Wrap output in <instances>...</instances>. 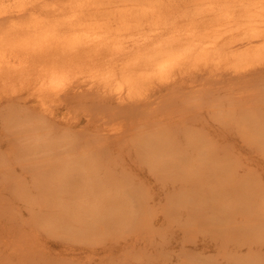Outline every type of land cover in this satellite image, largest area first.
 Instances as JSON below:
<instances>
[{
	"label": "bare ground",
	"instance_id": "bare-ground-1",
	"mask_svg": "<svg viewBox=\"0 0 264 264\" xmlns=\"http://www.w3.org/2000/svg\"><path fill=\"white\" fill-rule=\"evenodd\" d=\"M218 76L220 78L224 77V79L226 76L227 77L229 76V78L233 77V79L234 77H237V76H242V77L244 76V78H246L247 76H251V78L250 77L249 78H250V81L252 80L253 87H254L252 89L253 91L251 92L256 95L252 94L253 95L252 97V95L250 94L251 97H249L248 99L246 98L247 99L246 101H249V102H244L243 101L244 99L243 98L241 99L242 103H244L246 107L248 106V108H246L245 106H242L246 108V110H243L244 108L242 110L245 112L251 111L253 112L255 116L257 115V117L255 118H257L258 120L261 119L264 121V109L261 107V103L263 104L264 102L260 101L261 103H259V101L256 100L257 92L262 98V100L264 99V0H0V105L2 104L1 102H3V100L11 101L12 99L14 100V101L13 100L11 101L13 102L12 104L17 103L20 105L19 107L15 105H11L10 104L11 102H10L9 104L11 106L8 107L5 112L4 111L2 112V110L0 112V119H2V122L4 123V126H3L4 129L1 132L3 133L6 131L11 134H15L16 138H18L17 139L18 143L16 144H13L11 142L9 143L7 147V152H4L3 154V152L0 150V173H1L0 174L1 175L0 176V187L5 188L6 190L8 189L12 190L13 200L10 201V202H13L12 204H18V202L20 201H27V202L36 201V202H42L44 208L48 207L49 210L45 211L44 213L45 215L42 216V220L45 221L44 224L46 225L44 226V224L41 223L42 226L40 225V227L42 229L47 227L49 230H51L50 227L54 225V223H57V222L59 223L60 218L62 216L71 212L70 206H68V204L63 205V202L61 203L62 200L66 199L65 197H63L65 195H62L64 192L67 193L68 196L67 195L66 196L68 197L67 198L68 200L69 198L75 197V199H73L75 201L73 202H75V204L76 203L78 204V202H76L77 200L76 196H71L72 193L70 194L69 192L70 186L73 188L76 185V183L75 185H72V181H75V179L72 178L71 180L72 174L76 172L74 169L87 165L91 167L93 171H99V170L101 171L100 167L103 166L106 169V165L112 167L114 162L115 163L119 162L118 161L119 155L117 156L118 159L113 157V159H111L112 161L111 160H110L111 162L109 161V159L104 154L105 152H107L106 145L108 143L104 145L105 142L103 143L100 137L98 136L90 135L86 132H83L77 135L70 134L69 135L70 137L67 140L66 136L64 135L65 134L67 135L68 132L70 133L68 128L60 132L63 135L62 137H64L62 139L64 140L66 139L65 147L67 146L68 147L67 148L62 147L63 148L62 150H57V151L54 148L56 152H54L55 154H53V151L51 150L52 149L51 145L49 146V144L54 143L55 140L56 141L58 140L57 142H62L60 141L62 139L56 138L54 139V141L51 139L52 136L54 135L56 137L58 136L56 132L58 131L59 128L56 129L55 125L47 121V119L58 117L55 114V111L59 105H63L64 108H67V106L64 105V103L67 100H68L67 101L68 104L70 105L75 104L76 106L79 105V103L86 104L87 101H89L90 103L95 101V103H97L98 105H101L100 107L106 108L107 106H110V105H114L115 107L117 105V107H122L126 109L125 114L127 117L126 116L125 117L127 118L128 121L130 120V122L129 124L127 123L126 125H125V122L127 121L121 122V125L122 123H124L122 127L123 129H124V126L127 127V128L125 127L126 129L121 130V132L119 131L120 129V126L118 125L119 123H115L118 125V127L115 126L116 127L115 129H117V132L114 133V135L117 136L118 134V137H121L120 135H122V132H123L125 136L126 135L128 136L127 132L130 133L131 131L133 136H135L134 137L135 139L138 137L136 141L134 140V142H133L132 137H130V135L124 138L125 140L128 138L129 139L131 138L132 143L131 142H128V143L126 142V143L127 144L131 143L133 147L135 146L134 149L138 151L135 154L136 156L138 155V158L142 160V162L141 160L139 162L147 165L151 171L155 172L153 170V167H156V166L155 164L154 166H152L153 163L151 162L152 161L151 159L155 161L156 158L154 159L152 157H154L153 155L155 152H156L155 155H157V152L159 151V149L158 151L156 150L155 152L153 149V151H151L153 152V155L151 157V155H149L150 153L149 150H152L151 148L155 147V145L153 147H151V145L155 144L154 141L156 140L159 141L161 145L163 141H166L165 143L167 144L168 140H166L165 137L167 138L172 137L173 139L174 135L176 136L179 134V127H176V130H174V133L171 131L173 129V128L171 129L172 125L177 126L178 121L176 122L171 121L170 114L175 112V111H172L173 106L177 107V109H179V106L181 107L182 105L183 106L181 108H183L185 105L187 107V104L185 103H184L185 105L181 103H177L180 101L174 102L175 100H178L179 98H181L182 100L184 98L182 96L178 98L177 94H179L180 92L181 94H179V96L182 95L181 91L184 92V89L186 90L188 88L187 87L188 82L191 83L190 85L194 84L195 86L198 82H200V80L201 82H204L206 79V81L209 82L210 81L209 79L213 81L215 78L217 79ZM232 82L234 81L232 80ZM259 82H261V84ZM202 84L203 83L199 85L198 83L199 87H204L208 85V84H205V85L203 84L202 86ZM235 84L236 82L232 83L231 85H235ZM194 86L193 88L195 91L196 90L195 87H197V85L195 87ZM216 86H212V87L214 88ZM239 86L241 87L242 83H239ZM246 86L247 84H245L244 87ZM208 88L209 87H207L206 89L209 90L210 88L209 89ZM226 88L229 89L227 85H226ZM206 89L204 88L203 90L205 91ZM247 89L248 88H246L245 90ZM237 90L235 93L238 92ZM190 91L192 92V89H189L187 93L189 94ZM196 91H195V93H197L196 96L197 98H199L200 93ZM226 91L225 92L223 91V92L226 93ZM165 92L166 93L168 92V93L166 94ZM163 93H165L166 95H163ZM240 93L241 91L238 92L239 96L243 97L241 96L243 94L242 93L240 94ZM193 94L191 93V95ZM206 94L208 95V97L211 96L208 92H206ZM204 95L205 94H200L201 96L200 98H208L206 97L207 95L205 96ZM196 96H193L192 99L195 100ZM217 96L219 95L216 94V97L214 95V98L216 99ZM221 97L228 98V100L227 99L225 100V101H229V103L227 102L228 105L230 104L231 101H233V99L236 100V102L238 99V98H235L236 96L233 97L232 94L231 95L226 94V96L223 95ZM221 97L220 98L218 97L217 99H221ZM17 98L24 100V103L20 104V102H17L18 101ZM160 98H161V100H159L160 105L159 104L157 105L155 102L157 101V99H160ZM185 98L187 102L188 98L186 96ZM185 100H183V102H185ZM241 100L239 101L241 102ZM239 101L238 103L241 104ZM220 102H222V100L219 101V105L221 104ZM172 103L176 105H173ZM234 103H231V105ZM153 104H156L154 108L152 106ZM177 104H179V106ZM239 104L237 106L235 104L234 106H236L238 108L237 111L240 110L239 112H241V114L243 115L245 112H243L240 109L242 108L241 107L242 104L241 105ZM70 105H68V107ZM221 105L224 106V104H221ZM231 105L230 107L236 110V108L235 107L233 108L232 107L233 105L232 106ZM158 106H160L161 108L163 107L164 110L167 109L168 106L170 108L172 107V109L168 108V110L164 112V110H161V108H159ZM186 107L184 108L186 109ZM1 108L2 107H0V109ZM100 109L101 108H99V110ZM185 109L180 110L182 111L181 113L182 116L186 114L184 113ZM111 110H112V107H111ZM170 110L172 112H170ZM255 110L257 112H255ZM78 111H79V106H78V110L76 111V113ZM112 111H115V110L113 109ZM213 112H214V109H213ZM70 114L71 113H69V115ZM177 115L179 117V114ZM245 115L248 116V113H245L244 116ZM254 115H250V116L254 117ZM19 116H23V118L25 119V122L24 123L22 122L23 123L22 125L18 126L20 123L17 124L18 128L21 129L22 136L20 135L21 132L19 133L14 128L15 123L14 125L12 124L17 118H21ZM69 117L70 118L66 116L68 123L72 120V118H75L73 116H69ZM252 117L250 119H252ZM185 118L186 117L184 116V119L182 120H185ZM246 118L247 117H245V119ZM115 121L117 122V120ZM261 125H264V124H261ZM149 126H151V130H154V129L156 130H154V132L151 131L153 133H150L151 135L147 134L146 136V134L144 135V132L145 133L149 132L147 130ZM109 128L111 127L109 126ZM115 129H113V131ZM181 131L183 132V129ZM154 133H156L155 136H153ZM183 133H185V131ZM106 135H108V133ZM114 135L113 137L117 138L118 140L119 138ZM260 136L262 135L260 134ZM180 137L179 139L182 138ZM188 137H190V135ZM8 138H9V135H8ZM177 139H178V136H177ZM179 139L177 142H179ZM175 140H176V137H175ZM80 141L84 144L83 145L84 147L88 148L89 146H91V148H88V149L85 148V150L82 147H80V149H83L81 150L83 151V154L87 153L88 155L95 156V157H92L93 158L92 161L91 160L85 161L84 156H86L87 154L86 155L81 154L84 157L83 158L84 160H80V158L79 160H75L74 157L77 156L76 150L79 149V148L77 149V147L79 146ZM117 142H114V145L118 144V146H121L123 144L122 143L120 145L121 141L119 143ZM180 143L184 145L183 142H180ZM190 143L192 144V142ZM148 146H150L151 148L149 149ZM59 147H61V145ZM121 147H124V146H121ZM181 147L182 148L180 149L184 150L183 149L184 147L183 146ZM208 149H212L209 151L214 150L213 148H208ZM66 150L69 153L71 151L73 154L69 157V159L66 158L67 160L64 159L63 158L64 156L62 155V158L66 160V162H64L63 159H62L63 161H60L59 160L60 159L59 157H61L60 153H64V151L66 152ZM59 151H63V152L57 153ZM195 151L197 152V150ZM209 151L207 153H209ZM163 152H165V150H163ZM205 152L204 153L200 152V153L205 155ZM175 153L178 154L177 152ZM187 153L186 155H188ZM160 154L163 155V153H160ZM31 155L35 157V158L31 157L33 158L32 160H30V157H29ZM36 155L43 157V159L38 160V158H36ZM53 155H55L56 158L55 156L53 157ZM81 155L80 157H82ZM101 155L103 156L105 155L104 162L101 160L103 159V156L102 158H100ZM181 155H184V154H181ZM181 155L179 154V156L177 157H181ZM159 157L157 158L159 159ZM172 157H176V156L173 155ZM201 157L202 158H199V159L197 157V159L201 161L200 159H203V156ZM106 158L108 159V161ZM162 158L165 159V157L163 156ZM204 159L206 158L204 157ZM100 161H102L103 163L102 166H100V163H101ZM172 161H171L172 163L171 165L175 163ZM106 162L107 163L109 162V164L111 163L112 165H109ZM157 162L160 163V161H157ZM180 162H182V160ZM19 163L22 164L20 165L22 166L23 173L33 172L32 175L34 176V181L36 182L37 187L39 188L43 186L47 187L45 191H43L40 188L41 194L39 193L38 195L40 196H38V198L35 200L33 197H31L29 188L25 185L26 183L23 182V180L18 179V177H15V175L13 174L14 172H17L16 170L18 169L14 171V168H16V165H19ZM176 167L178 169V166ZM104 168L102 170H104ZM208 168H212V167L209 166ZM83 169L84 170L82 171L86 172V174L88 175L87 171H85V168ZM205 169L204 170L202 169L200 171L203 173V175L202 173L198 172L197 175H199V177L195 173L193 176L196 175L197 180L199 181V179L202 178V176H204V173L206 172ZM104 171L106 172V170ZM210 171L209 170L207 171V176H210L209 174ZM89 172L91 171L89 170ZM156 173H160V172L156 171ZM168 173L170 174L169 171ZM86 174L83 176L84 178L85 176H87ZM106 174L110 175V173H106ZM217 174H218V171H217ZM217 174L215 173L213 175H217ZM221 174H224L223 171L221 172ZM78 175H81V174H78ZM92 175L93 174H91V176ZM96 175L99 176L98 174ZM91 176L89 177L91 178ZM97 176L96 177L94 176V178H91L93 179L92 182L96 180L95 178H98V184H100V180H101L99 179L100 176L99 177ZM227 176L230 179H232V177L230 176H233V175L228 174ZM79 177L81 176H78V178ZM89 177H86L85 179L88 182L90 181ZM108 177L104 180L102 179L103 180L102 182L107 185H109L110 183L109 181L110 179ZM233 178H235V176H233ZM70 180H71V183H70ZM204 181L206 182L207 180H204ZM223 181H224V184H226L225 182L226 178L225 180L222 179L221 182ZM234 181H236V179ZM81 182L80 184H82ZM96 182L97 181H95V183ZM195 182L198 184L197 181ZM195 182H192V183H195ZM230 183H231V180L230 182H228V184ZM83 184L85 187L87 186L85 185L86 184L85 182H83ZM98 184L96 183V187ZM191 185L193 186V184ZM101 186L103 187V185ZM231 186L232 187L228 188L229 189L228 191H230L231 188L232 190H234L233 189L234 186L233 185ZM193 187H195V185ZM210 187L212 188V186ZM244 187H247V186H244ZM227 188H225V190H223L224 188H222L220 189L221 191L219 189L218 190L221 193L225 191V196H226ZM112 190L114 189L112 188ZM218 190H213V193L210 191L211 195L214 194L217 197L216 191ZM129 192L131 191L129 190ZM242 193L244 192L242 191L241 194ZM234 194L236 196V193ZM246 194L247 193H245L244 195L246 196ZM199 195H203V194H199ZM209 195L210 194H208V196ZM211 195H210V198H207V199H211ZM214 195L212 197H215ZM221 195H223V193ZM227 195H230L229 192L227 193ZM35 196H37V194H35ZM205 197L206 196L204 197L202 196V198H204V201L206 202L207 199ZM229 197L231 198L233 197V199L236 200L234 196L232 195ZM231 198L229 200L232 202ZM250 198L253 199L254 197H250ZM0 199H2L1 196H0ZM183 199H185V197ZM183 199L181 198V200ZM68 200H66V202ZM190 200L192 199L189 198V202ZM197 200L201 202L200 199H197ZM211 200L209 201L211 202ZM225 200L227 201V199ZM70 201L72 202V199H70ZM185 201L186 200H184L183 203ZM213 201L215 202V204H217L215 200ZM210 202L207 203V205L208 204L210 205L211 204ZM219 202L221 204V201ZM249 202H250L249 204L251 205V201ZM244 203H246V201L242 202V204ZM30 204H34V203H30ZM246 204H244L245 206H243L244 207L243 210H245L247 213L248 209L245 208ZM9 205L10 203L8 204L5 202L3 206H5V208L6 207L8 208ZM252 205H254V203H252ZM15 206H19V205H15ZM217 206H220V205H217ZM1 207L2 206L0 204V208ZM202 207L200 206L198 209H201ZM221 207L223 208V205H221ZM229 207L232 208V206H229ZM2 208H3L2 210L3 215L0 214V216L1 217L4 216L5 218L6 217L10 218L11 217V215L9 214L10 211H8L9 213H7V211H4V207ZM15 208L18 209V207H15ZM114 208L116 210L115 206ZM127 208H126V211H127ZM224 209L220 211H223ZM262 209L264 210V208ZM95 210L97 211V209ZM138 211L140 210L138 209ZM138 211L136 212L135 215L127 214V215H130L129 218H127L128 219L127 223L126 222L124 223L123 222L124 220L121 221L122 218H120V221L123 223L122 226L127 225V227L128 226L132 227L133 224L137 226V225H142V223H143V226L145 224L149 225L150 223L148 222V220L150 216H147L146 215L147 213H144L145 214L144 216L147 217L146 218L142 216L143 212L141 213ZM216 211L218 210L216 209ZM225 211H228V209L227 210L225 209ZM81 212L84 213L83 211ZM228 212L229 213L226 212L223 217H225V215L227 214V216H230L227 218H232L234 216V213L237 212V210L236 208H234V210H231V212L230 211ZM5 214H9V215H5ZM112 214H113V211H112ZM261 214H264V213H261ZM105 215L103 216L105 217V220H106L107 215L106 216ZM194 215L196 216V214ZM14 216H16V214H14ZM78 217H81V215ZM113 217H114V214H113ZM246 217H248V215H246ZM246 217L244 218L241 216L242 219H245L247 222H249L248 221L249 219ZM101 218H102V215H101ZM258 218H262V215L261 217H258ZM11 219L12 218H10V220ZM220 220H221L220 222H222L223 225L227 221L226 218L221 219V217H220ZM241 221L243 222L244 220H241ZM114 222L112 225H114ZM136 222L138 223L136 224ZM253 222L257 223L258 221L253 220ZM97 223H100L99 220L97 221ZM262 223H264V221ZM59 224H61V222ZM234 225L233 227L232 226L231 227L236 228V226L234 227ZM62 226L63 225H61V227ZM100 226L101 225H99V227ZM227 226L228 225L226 223L225 227ZM229 226H228V229L230 228ZM262 226H264V224H262ZM245 227L247 228L246 225H244V228ZM251 227L254 228L253 225ZM261 227H259L258 230H260ZM67 229L68 228H66V231ZM231 231H233V229ZM52 233H54L53 230H52ZM245 233L247 234V232ZM253 233L254 231L252 232V234L251 233L250 234L256 235ZM69 234H70L69 236H71L70 231H69ZM245 238H246V235H245ZM263 238L264 237L259 238V239L261 240ZM252 239L253 238H251V240ZM241 263H243V261H241ZM260 264H261V261H260Z\"/></svg>",
	"mask_w": 264,
	"mask_h": 264
},
{
	"label": "rangeland",
	"instance_id": "rangeland-1",
	"mask_svg": "<svg viewBox=\"0 0 264 264\" xmlns=\"http://www.w3.org/2000/svg\"><path fill=\"white\" fill-rule=\"evenodd\" d=\"M226 77L224 79V77L220 78L218 76L217 79L216 78L214 80L212 79L214 82L211 81V79H209L211 81V83H210V81L209 82L206 81V79H205V81L203 80L204 82H201V80H200V82H198L199 85L201 83H203L204 85L208 84L204 87H199L197 82H196L197 84L195 83L197 85V87H195L196 85L194 86V84L190 85L191 83L188 82L187 83L188 88L186 90L184 89V92L181 91L182 95L179 96V94H181L180 92H179V94H177L178 98L181 96L184 97L183 100L186 99L185 98V96H186L188 98L187 99L188 101L186 102V100H185V102H183V100L181 98L174 101V102L180 101L177 103L187 104V107L184 104L185 105L184 107H186V109L184 107L181 108L183 105L180 107L179 104H177L179 106V109H177V107L173 106V105H176L174 103H172L173 105L171 104L173 106V109H172V107L170 108L168 106L169 109H172V111H175L174 113L170 114L171 121H174V122L178 121L177 126L172 125L171 129L172 128L173 129L171 131L174 133V130H176V127H179V134L176 136L174 135L173 139H172V137H169L172 140L165 137L166 140H168L167 144L165 143L166 141H163V142L161 141L162 142V145H161V143L156 140V141H154L155 144L151 145V147H153L154 145H155V147L151 148L150 146H148L149 149L150 148L152 149V150H149V152L151 153V154L149 153V155H151V157L153 155V152H151V151H153V149H154V152H155L156 150L158 151V149H159V151L157 152V155H155L156 154V152H155L153 155L154 157H152L154 159L156 158L155 161L153 159H151L152 160L151 162L153 163L152 166H154V164L156 166V167H153V170L155 172L151 171L147 165L141 163L142 160L140 158H138V155L136 156L135 153L138 151L134 149L135 146L133 147L131 145V143H132L131 138L126 139L127 141L124 138V137H128L130 135V137H132L133 142H134V140L136 141V139L138 137L135 139L134 138L135 136H133L131 131H130V133L127 132L128 136L127 135L125 136V134L122 132V135L124 134L123 137L119 133V135L124 139H122L121 137H118V134H117V136L114 135V133L117 132V129H115L116 128L115 126L118 127V125H119L120 126L119 131L121 132V130H124L127 128L126 126H124V129H123L122 127H123L124 123H122V125H121V122L127 121V122H125V125L127 123L129 124V122H130V120L128 121L126 118L127 117L125 114L126 109H124L122 107H117V105L115 107H114V105L107 106L106 108L100 107L101 105H98L97 103H95V101H93L92 103L87 101L86 104L79 103V105L76 106L75 104H72V105L68 104V102H67L68 100H67L65 103L70 105L71 107L70 106L68 107V105H66L65 103H64V105L67 106V108H64L63 105H59L55 111V114L58 117H53L54 119L53 118L47 119V121H49L50 123H53L55 125L56 129L59 128L58 131L56 132L58 136L56 137L54 135L55 138H54V136H52V138H51L53 141L56 138L57 139L64 138V137H62L63 135L60 132L66 130L67 128L70 131V133L68 132L67 135L66 134L64 135V136H66L67 140L70 137L69 136L70 134L77 135V134H81L83 132H86L90 135L100 137L101 141L103 143L105 142L104 145L108 143L106 145L107 146L106 147L107 152H105L104 154L109 159V161L111 159H113V157L117 158V159L119 157V160H118L119 162H117V163L114 162L112 167L106 165V169H105L102 166L103 165L102 161L103 162L105 161L104 160L105 155L104 156L101 155L100 158H102V156H103V159H101L102 161H100L102 164L100 162L99 163H100V166H102V167H100L102 172L100 170H99L100 172L99 171H93L92 168L87 166V165L74 169L76 172H74L72 174L71 180H72V178L75 179V181H72V185H75V183H76V185L73 188L70 186L69 192H70V194L71 193L73 194V195L71 194V196H76V199H77L76 202H78V204L77 203L75 204V202H73V201H75V200H73V199H75V197L69 198V200H68L67 199L68 195H67V193L64 192L62 195H65L63 197H65L66 199H64L65 201L61 199L62 200L61 203L63 202V205L68 204V206H70L71 212L67 213L66 215H64L60 218L61 224H59L60 222L54 223V225H52L50 227L51 230H49L47 227L44 228V226L46 224H44L45 221L42 220V216L45 215L44 214L45 211L49 210L48 207H46L47 208L46 209V208H44L42 202H36V201H34V202L20 201V202H18V204H12L13 202H10L13 200L12 190H10V189L6 190L5 188L0 187V196L2 198V199H0V204L2 207H4V211H7V213H9L8 211H10V213H9L11 215L10 218H12L10 220V218H8V217L5 218L4 216L3 217L0 216L1 217L0 218V262L1 263L0 264H5V263L6 264H196V263L197 264L198 263L199 264H239V263L240 264H252V263H254V264L259 263L260 264V261H261V264H263V262H264V238L261 240L259 238L264 237V226H262V224H264V223H262L264 221V216H263L264 214H261V213H264L263 212L264 210L262 209V208H264V205H262V204H264V136H263L264 135V125H261V124H264V121L261 119L258 120L257 118H255V117H257V115L255 116L253 114V112H251V111L250 112L252 114L248 111L247 112L243 111V110H246V108H248V106L246 107L245 104L242 103L241 99L243 98L244 102H249L246 100L249 97H251L250 94L251 95L254 94L251 92V91H253L252 89L254 88L252 80L250 81L251 76H247L246 78H244V76L243 77L237 76V77H234V79H233V77H231V78H229V76L227 78ZM227 79H229V80H227ZM232 80L234 82H232ZM242 81L245 83H243ZM235 82H236L235 85H231L232 83H235ZM239 83H242L241 87L239 86ZM259 83L261 84V82H259ZM203 84H202V86H203ZM245 84H247L246 87H244ZM226 85L229 87L230 90L228 88H226ZM193 86L196 88V90H197V91L195 90L196 92H198L200 94H205V95H207L206 92H208L211 96L208 97V95H207L206 97H208V98H200L202 95L200 96V94H199V98H197V96H196L197 93H195ZM212 86H216V87L213 88ZM230 86H231V88H230ZM207 87H209L210 89L208 88L209 90H207L206 89ZM223 87H224V89L226 88L228 92L226 91V89L224 90ZM202 88L203 89L205 88L206 90L204 91ZM244 88L245 89L248 88V89L245 90ZM189 89H192V92L190 91L188 94L187 92L189 91ZM234 89H235V91H234ZM236 90L238 92L241 91V93L243 94L241 96H243V97H240L238 92L235 93ZM223 91L224 92L226 91V93H224ZM217 92H219V93H217ZM165 93H163V95H166L168 92L166 94ZM191 93L192 94L194 93V94L191 95ZM216 94L219 95V96H217V98L218 97L220 98L223 95L226 96V94L227 95L232 94L233 97L236 96L235 98H238V99H237V102H236V100L233 99V101L235 103L233 101H231L230 104L228 105L227 102L229 103V101H225L226 99L228 100V98L221 97V99H217V98L215 99L214 95L216 97ZM237 94H238V96H237ZM247 95H249V96H247ZM254 95H256V94H254ZM193 96H196L195 100L192 99ZM252 97H253V95H252ZM17 99H18V101L16 99L15 100L17 102H20V104L24 103V100L19 99V98H17ZM202 99H204V100H202ZM208 99H210V100H208ZM159 100H161V98L157 99V101L155 102L157 105L160 103ZM162 100H163V98H162ZM221 100H222V102H220V103L224 104V106H222L221 104L219 105V101H221ZM239 100H241V102ZM256 100H258L259 103L264 102V99L262 100V98L260 97L258 92H257ZM11 101H7V100L4 101L3 100V102H1L2 104L0 105V107H2L0 109V112H1V110H2V112L3 111L5 112L7 110V108L10 107L11 105H15L18 107L20 106L17 103L12 104L13 102H11ZM191 101H192V103H191ZM238 101L242 105L239 104ZM258 101H257V103H258ZM231 103H234V104H232L233 106L231 105ZM156 104L152 105L153 108L155 107ZM235 104H236V106L238 104L241 105V107L245 106L246 108L245 107H242V108L239 107V108L241 110L244 108L242 111L245 113H248V116L247 115L244 116L245 113L242 115L241 112H239L240 110L237 111L238 108L236 106H234ZM247 104H249V103H247ZM230 105L233 108L235 107L236 110L232 109L230 107ZM78 106H79V111L76 113V111L78 110ZM111 107H112V110L114 109L115 111H112ZM158 107L161 108L160 106H158ZM261 107L264 109V103L263 104L261 103ZM73 108H75V109H73ZM99 108H101V109L99 110ZM107 108H109V109H107ZM168 108L164 110L162 107L161 110H164V112H165L166 110H168ZM192 108H194V109H192ZM216 108H218V109H216ZM229 108H230V110H229ZM183 109H185V112L184 111L183 112L186 113L184 115L186 117L185 120H182V119H184V116L181 115L182 111H180ZM213 109H214V112H213ZM233 110L236 112H234ZM247 110H249V109H247ZM172 111L170 110V112H172ZM255 112H257V111L255 110ZM69 113H71V114L69 115ZM103 113H104V115H103ZM177 114H179L180 119H179ZM250 115H254V117H252ZM66 116L68 118H70L69 116H73L75 118L71 117L72 120L68 123ZM188 116L191 118H189ZM19 117H21V118H17L12 124L14 125V123H15L14 128L20 133L21 129L18 128V126L22 125L25 122V119L23 118V116H19ZM172 117L173 118L175 117V118L173 119ZM245 117H247V118L245 119ZM251 117H252V119H250ZM109 119H110V121H109ZM115 120H117V122ZM112 121H113V123H112ZM186 121H187V123H186ZM250 122L253 124H251ZM115 123H119V124L117 125ZM246 123H248V124H246ZM17 124H19V125L17 126ZM180 124H182V125H180ZM107 125H108V127H107ZM3 126H4V123L2 122V119H0V145H1L0 150L4 154V152H7V147L9 145V143L10 142L13 144L18 143V140H17L18 138H16L15 134H11L9 132H6L5 130H4L5 132L2 133L1 131L4 129ZM109 126L111 128H109ZM254 126H256V127H254ZM112 128L115 130L113 131ZM182 129H183V132L185 131V133H183L181 131ZM147 130L149 132H147V131H146L147 133L144 132V135L146 134V136H147V134L151 135L150 133H153L154 130H156V129L151 130V126H149V128ZM151 131H153V132H151ZM107 133H108V135L109 134L110 135L109 136L106 135ZM190 133H192L193 135ZM155 134L156 133H154L153 136H155ZM180 134H182V135H180ZM183 134L184 135L186 134V135L184 136ZM256 134H258V135H256ZM260 134L262 136H260ZM8 135H9V138H8ZM20 135L22 136V132L20 133ZM113 135L118 137L119 141L117 140V138L113 137ZM179 135L183 138V140ZM189 135H190V137H188ZM201 135H203V136H201ZM177 136H178V139H179V137L181 138V139H179V142H177L178 141ZM175 137H176V140H175ZM12 138H14V139H12ZM63 140L64 139L60 140L62 142H57L58 140L57 141L55 140L56 142L54 141V143L49 144V146L51 145V148H52L51 150L53 151V154H55L54 152H56L57 150H62L63 148L68 147V146L65 147L66 141L65 140L63 141ZM120 141H121L120 145L122 143L124 144L126 142L127 143L131 142V143H129V144L126 143L124 145L122 144L121 146H124V147L118 146V144L114 145V142L119 143ZM180 142H183L184 145L186 144L185 145L186 147L184 145H182V143H180ZM190 142H192V144ZM81 143L82 142L80 141V144ZM6 144H7V146H6ZM80 144L77 147V149L78 148L80 149V147H82L85 150V148H87V147L83 146L84 145L83 143L81 145ZM60 145H61V147H59ZM187 145H188V147H187ZM172 146H174V147H172ZM181 146H183L184 147L183 149L184 150L186 149L187 151L181 150L180 149V148H182ZM168 147H170V148H168ZM54 148L56 149V151ZM88 148H91V146H89ZM208 148H213L214 150L209 151L212 149H208ZM79 149L76 150L77 156L74 157L75 160H79V158H80V160L85 159V161H89V160L92 161L93 160L92 157H95L93 155H88L87 153H84L85 155L86 154L88 155V156L87 155L84 156L85 157L84 158L82 156V155H84L83 151H81L83 149H80V150ZM192 149L197 150V152L195 150L193 151ZM204 149L206 150V152ZM67 150H66V152L64 151V153H60L63 151L57 152V153L61 154V157H59L60 155L57 156L60 158L59 159L60 161H63L66 158L69 159V157L73 154L71 151L69 153ZM163 150H165V152H163ZM207 150L209 151V153H207L208 152ZM216 150L218 151V153ZM89 151H90V149H89ZM167 151H168V153H167ZM125 152H127V153H125ZM175 152H177L178 154H176ZM185 152L186 153L189 152V153H187L188 155H186ZM200 152H202V153L205 152V155H203ZM160 153H163V155ZM165 153H167V154H165ZM179 154L180 155L184 154V155H181V157H177V156H179ZM62 155L64 156L63 157L64 159L62 158ZM80 155L82 157H80ZM173 155L176 157H172ZM38 156L39 155H36V158H38V160L43 159V157H41V156L38 157ZM54 156L55 155H53V157ZM162 156L165 157V159L167 161L164 158H162ZM201 156H203V159H200L201 161H199L198 159L202 158ZM29 157H30V160L35 158L33 155H31ZM31 157H33V158H31ZM157 157H159L160 160ZM171 157H172V159H171ZM197 157H198V159H197ZM204 157L206 159H204ZM208 157H209V159H208ZM55 158H56V156H55ZM108 159H107V161H108ZM173 159L176 161H174ZM66 160H64V162H66ZM140 160H141V162H139ZM181 160H182V162H180ZM204 160H206V161H204ZM157 161H160V163H158ZM171 161L175 162L176 165H175V163H173V165H171L172 164ZM218 161H220V162H218ZM178 162H180V163H178ZM162 163H163V165H162ZM20 164L21 163H19V165H16V168H14V171L16 169H18V170H16L17 172H14L13 174L15 175V177H18V179H21V180H23V182L26 183V184L25 183L24 184L29 188V192L31 194V197H33L35 200L38 198V196H40L38 194L40 193L41 189L43 191H45L47 189V187L46 186L40 187L41 189L39 187H37V184L34 181V176L32 175L33 172L32 173H26V172L23 173L22 172V166H21L22 164L21 165ZM107 164H109V162ZM109 165H112V164L110 163ZM227 165H228V167H227ZM176 166H178V169ZM209 166H211L213 169L208 168ZM83 168H85V171H87L88 175L86 174V172L82 171V170H84ZM103 168H104V170H106V172L104 170H102ZM156 168H157V170H156ZM205 168L206 169L208 168V169L206 170ZM202 169L203 170L205 169L206 175L204 173L205 177L202 176V178H200L198 181L197 176L199 177V175H197V174H198V172L202 173V172H200ZM225 169H227V170H225ZM89 170L91 172H89ZM208 170L209 171L211 170L210 173L208 172L210 174V176H207ZM213 170H214V172H213ZM221 170L223 171L224 174H221V172H222ZM156 171L160 172V173H156ZM168 171L170 172V174L168 173ZM217 171H218V174H217ZM172 172H174V173H172ZM89 173L93 174L92 175L93 177ZM106 173H110V175L106 174ZM194 173L197 176L196 175L193 176ZM212 173L213 174L216 173L218 176L213 175ZM226 173L235 176V178H233V176H230V177H232V179H230L227 176L228 174H226ZM78 174H81V175H78ZM85 174L87 176H85V178H84L83 176ZM96 174H98L100 176L99 179H101L100 184H98V178H95L96 179L95 181H97L96 183L98 184L97 185L98 188L96 187L95 181L92 182L93 179H91V178H94V176L96 177L97 176ZM76 175L81 176V177L78 178V176H76ZM111 175H113V176H111ZM202 175H203V173H202ZM89 176H91V178ZM99 176H97V177H99ZM200 176H201V174H200ZM86 177H89V179H90L89 182L87 180H85ZM107 177L110 179L109 185L102 182ZM215 178H217V179H215ZM225 178H226V181H225L226 184H224V181L221 182L222 179L225 180ZM203 179L207 180L208 183H207V181L205 182ZM229 179L231 180L230 184H228V182H230ZM235 179L237 182L234 181ZM71 180H70V183H71ZM191 181L192 182L197 181L198 184L196 182L192 183ZM80 182L82 184H80ZM83 182L86 183L85 184V185H87L86 187L84 186ZM216 182H217V184H216ZM204 183H206V184H204ZM191 184H193V186L195 185V187H193ZM101 185H103V187ZM126 185H127V187H126ZM187 185H189V186H187ZM224 185H225V187H224ZM231 185H233L235 187V188L233 187L234 190H232V188L230 189V191L232 190L231 191L232 194L230 193V191H228L229 190L228 188L232 187ZM116 186H117V188H116ZM210 186H212V188ZM227 186H228V188H227ZM244 186H247V187H244ZM207 187H208V189H207ZM218 187H220V188H218ZM221 187L224 188L223 190H225V188H227L226 189L227 190L226 196H225V191L222 192L223 195H221L222 194L220 192L221 191L220 189H222ZM104 188H105V190H104ZM112 188L114 190H112ZM70 190H72V191H70ZM129 190L131 192H129ZM198 190H200V191H198ZM213 190L219 191V193H218V191H216L217 197L214 194L211 195V192L213 193ZM240 191L241 192L243 191L244 193L241 194ZM228 192L230 195H227ZM234 193H236V196ZM245 193H247L246 196L244 195ZM35 194H37V196H35ZM199 194H203V195H199ZM208 194L211 195L212 200L207 199V198H210V195L208 196ZM219 194H220V196H219ZM87 195L89 198L87 197ZM186 195H187V197H186ZM213 195L217 198V200L215 197H212ZM231 195L234 196V198L236 200H234L233 197L232 198L229 197ZM196 196H197V198H196ZM202 196L203 197L206 196L205 197L207 199V200L205 199L206 202L204 201V198H202ZM136 197H138V198H136ZM184 197H185V199H183ZM226 197H228V198H226ZM250 197H254V198L251 199ZM181 198L183 200H181ZM189 198L192 199V200H190V202H189ZM230 198H231L232 202L229 200ZM248 198H250V199H248ZM70 199H72V202L70 201ZM179 199H180V201H179ZM197 199H200L201 202H199V200H197ZM225 199H227V201ZM237 199H238V201H237ZM66 200H68V201L66 202ZM79 200H81V201H79ZM132 200H134L135 202ZM184 200H186V201L183 203ZM209 200H211V202ZM213 200H215L217 204H215V202ZM208 201L211 203L210 205L209 204L207 205V203H209ZM219 201H221V204ZM243 201L244 202L246 201V203H247V204L244 203V204H246L245 208L248 209L247 213L245 210H243L244 209L243 206H245L244 204H242ZM249 201H251V205L249 204L250 203ZM5 202L8 204L10 203L8 208L7 207L5 208V206H3L5 204ZM22 202H24V203H22ZM2 203H3V205H2ZM30 203H34V204H30ZM64 203H66V204H64ZM252 203H254L255 206L252 205ZM40 204H41V206H40ZM15 205H19V206H15ZM217 205H220V206H217ZM221 205H223V208L221 207ZM228 205L232 206V208H230ZM114 206L116 207V210H115ZM133 206L134 207L136 206V207L134 208ZM198 206L199 207L203 206V207L201 209H198L199 208ZM2 207L0 208V214L3 215V211H2L3 208ZM15 207H18V209H16ZM92 207H94V208H92ZM111 207H113V208H111ZM129 207H130V209H129ZM126 208H127V211H126ZM194 208H195V210H194ZM196 208L200 211H198ZM215 208L218 211H216ZM221 208L222 209L225 208L226 210L228 209V211H230V212H231V210H234V208H236L237 212L234 213L233 217L231 216L232 218H227L230 216H227V214L225 215V217H223V216L226 212L227 213H229V212L225 211V209L223 211H220V210H222ZM91 209H93V210H91ZM95 209H97V211ZM138 209L140 211H138ZM119 210H121V211H119ZM206 210L207 211L209 210L208 213ZM17 211H19V212H17ZM81 211H83L84 213H82ZM112 211H113V214H114V217L116 220L113 217ZM137 211L141 212V213L143 212L142 216L145 215L144 213H147L146 215L150 216L149 217L150 221L148 220V222L150 224L146 225L144 223L145 225L143 226V223L141 222L142 225L136 226L133 224L134 227L133 226L127 227V225L122 226L123 223L121 221L124 220L123 221L124 223L128 222L127 218H129L130 215H127V214L135 215ZM144 211H146V212H144ZM101 212H102V214H101ZM94 213H95V215H94ZM9 214H5V215H9ZM14 214H16V216H14ZM17 214H18V216H17ZM92 214H93V216H92ZM105 214L107 215L106 220H105V217L103 216ZM194 214H196V216ZM80 215H81V217H78ZM101 215H102V218H101ZM246 215H248V217H246ZM261 215H262V218H258V217H261ZM126 216H128V217H126ZM241 216L244 218L245 217L248 218L249 222H247L245 219H242ZM144 217H146V216H144ZM220 217H221V219L222 218L227 219L226 223L228 226L230 225L229 229H228V226L225 227L226 223H224V225H223L222 222H220L221 221ZM14 218H16V219H14ZM97 218H98L100 223H97V221H98ZM120 218H122L121 221H120ZM123 218H125V219H123ZM239 218L241 220H244V221L242 222ZM1 219H3V220H1ZM253 220L254 221L256 220L258 222L254 223ZM6 221H7V223H6ZM62 221H64V222H62ZM101 221H103V222H101ZM113 222H114V225H112ZM138 222H136V224ZM233 222L235 223V225ZM244 222H245V224H244ZM259 222L262 224H260ZM41 223L44 224V226H43L44 229H42L40 227ZM120 223H121V225H120ZM246 223H248V224H246ZM249 223H251V224H249ZM252 223H254V224H252ZM34 224H36V225H34ZM209 224H210V226H209ZM257 224L258 225L260 224V225L258 226ZM61 225H63V226L61 227ZM99 225H101V226L99 227ZM233 225H234V227L236 226V228H232ZM244 225H246L247 228L246 227L244 228ZM248 225L250 226V228ZM252 225L254 226V228L255 227L257 228V226H258V228L257 229L255 228V230H254V228L251 227ZM80 226H82V227H80ZM33 227H34V229H33ZM259 227H261L260 228L261 231L263 230L262 232L260 230H258ZM66 228H68L67 231H66ZM45 229H46V231H45ZM232 229H233V231H231ZM52 230L54 231V233H52ZM236 230H237V232H236ZM7 231H9V232H7ZM69 231L71 233V236H69L70 235ZM248 231L251 234L254 231L253 234H256V235H251ZM245 232H247V234ZM29 233H30V235H29ZM245 235H246V238H245ZM22 236H24V237H22ZM247 236L249 237V239ZM251 238H253V239L251 240ZM253 260H254V262H253ZM241 261H243V263H241ZM250 261H252V262H250Z\"/></svg>",
	"mask_w": 264,
	"mask_h": 264
}]
</instances>
